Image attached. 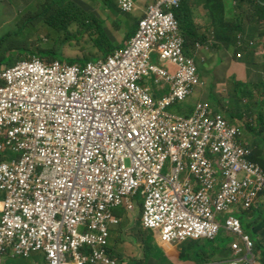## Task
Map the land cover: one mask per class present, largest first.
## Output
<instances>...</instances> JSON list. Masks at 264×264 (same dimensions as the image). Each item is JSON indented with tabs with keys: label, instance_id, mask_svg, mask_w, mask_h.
<instances>
[{
	"label": "built area",
	"instance_id": "obj_1",
	"mask_svg": "<svg viewBox=\"0 0 264 264\" xmlns=\"http://www.w3.org/2000/svg\"><path fill=\"white\" fill-rule=\"evenodd\" d=\"M182 1L149 0L126 47L87 67L34 59L0 69V261L43 251L45 264H119L109 250L120 224L113 209L134 211L141 191L143 226L162 243L214 240L225 229L256 264L232 215L264 191L243 133L207 103L189 118L170 112L203 86L184 53ZM117 2L137 10V0ZM154 75L171 85L160 99L142 83Z\"/></svg>",
	"mask_w": 264,
	"mask_h": 264
},
{
	"label": "crops",
	"instance_id": "obj_2",
	"mask_svg": "<svg viewBox=\"0 0 264 264\" xmlns=\"http://www.w3.org/2000/svg\"><path fill=\"white\" fill-rule=\"evenodd\" d=\"M115 3L118 10L122 11L117 0ZM216 3L223 4L222 12H219ZM147 5L148 0H137V10L134 13L137 21H134V27L131 29V38L133 30L138 27V18L143 16ZM206 6L211 7L212 12H209ZM186 11V15L192 16V33L198 37L187 52H190L189 58L197 64L204 85L180 105L182 114L173 111L175 107L170 112L189 118L193 115L197 103L205 102L211 106L214 114H224L242 133V122L250 119L253 123L246 125V133L252 134L250 127L259 126L255 134H262L264 121L260 122V125L254 123L260 116L264 118V10L256 0H189ZM216 23L222 25L216 26ZM132 25L133 22L130 23V28ZM122 28L127 30L125 20ZM130 39L124 43L117 42L120 49L125 48ZM239 39L242 43L240 47ZM251 42L255 43L254 47H251ZM153 56L156 57V65L169 74H174L175 67L162 61L157 55ZM142 83L144 87L151 89L155 99L167 95L171 88L167 80H161L155 75L144 79ZM6 197L5 193L0 192V218ZM153 235L156 243L160 245L158 233ZM168 245L171 247L172 244ZM252 258L256 264H260L254 252L249 257L250 260ZM177 259L179 264H192ZM4 260L2 259L0 264Z\"/></svg>",
	"mask_w": 264,
	"mask_h": 264
},
{
	"label": "trees",
	"instance_id": "obj_3",
	"mask_svg": "<svg viewBox=\"0 0 264 264\" xmlns=\"http://www.w3.org/2000/svg\"><path fill=\"white\" fill-rule=\"evenodd\" d=\"M264 3V0H259ZM108 10L111 11L114 16L112 25L116 30H120L122 23L125 20V26L128 30L127 37L131 38V29L134 27V21L137 19L134 17V12L125 14L118 10L115 0H105ZM189 0H183L180 7L175 9V16L179 21L180 30L185 40V54L187 57L190 56V52H187L198 40L192 30L194 29L191 23V14L186 15L185 12L187 8V3ZM216 7L219 12H222V3H216ZM209 12H212V8L206 6ZM43 14L49 18V26H51L53 33H55L56 38L53 39L49 45L37 46L30 41L29 35L23 34L21 31L14 32L9 36L2 38L0 42V47L5 46L6 53L5 58L0 57V67H14L16 66L13 57L19 56H31L38 55L43 59H50L52 57L60 58L63 57L61 48L65 44L64 35L67 36L66 46L71 41L68 31L74 25L75 22L80 23L83 33H89L93 42L91 46L98 49V53L102 58L110 57L116 50L120 49V44L117 43L115 46L111 42V34L109 30L105 27L100 19H98L94 14L85 12L74 0H48V5L43 9ZM133 25L130 28V23ZM222 23H216V26H221ZM138 26V25H137ZM241 30V25H240ZM137 28L133 30V36L135 35ZM84 35V34H82ZM132 36V37H133ZM127 40V38H126ZM23 43V45H21ZM43 43V42H42ZM2 56V55H0ZM98 58H86L83 60H74L70 63L86 64L90 61H97ZM173 111L182 114V109L179 106L175 107ZM187 117V116H186ZM259 122H263L264 118L262 116L258 119ZM258 127H250L251 133H255ZM251 159L261 164L254 156V151ZM264 166L263 164H261ZM232 215L237 218L240 223L244 233L249 237L252 242V250L250 251V256L253 252L258 257L256 260L260 264H264V192L260 193L258 201L248 210L235 209ZM146 230V229H145ZM153 233H149L144 239V260L132 259L128 262L125 260H120V262H126L127 264H174L170 258H168L165 251L160 247L154 237ZM228 237L225 231L222 230L218 237L214 240H191L180 245V253L177 258L184 262H193L194 264H222L232 258L234 252H237L233 247L228 246L227 243L235 239L238 242L240 251L237 252V256L242 257L245 246L238 234H229ZM111 254L114 255L113 250L110 249ZM130 262V263H129ZM241 264H246L243 260Z\"/></svg>",
	"mask_w": 264,
	"mask_h": 264
},
{
	"label": "rangeland",
	"instance_id": "obj_4",
	"mask_svg": "<svg viewBox=\"0 0 264 264\" xmlns=\"http://www.w3.org/2000/svg\"><path fill=\"white\" fill-rule=\"evenodd\" d=\"M74 1L85 12L94 14L98 19L105 23V27L111 34V42L115 46L117 45V42L124 43L128 41V30L122 28L120 31H116L115 27L112 25L114 16L111 11L108 10L105 0ZM47 5L48 0H0V42L3 37L21 31L23 34L29 35L30 41L33 44L37 46H43V44L45 46L49 45L50 42L56 38V35L50 30L52 28L48 24L49 18L43 14V9ZM141 17L142 15H140L138 19L140 20ZM68 33L69 36L72 37L71 41L66 46L67 36L64 35L65 44L61 48L63 57L60 58L62 61L71 62L77 59L83 60L93 57L98 59L102 58L98 53L96 45L95 48L91 46L93 40L89 33H83L80 23L75 22ZM2 45L0 47V55L2 56L0 57L1 59H4L7 49ZM21 45H23V43ZM32 56L38 55H17L13 57V60H15L17 64ZM55 60H58V58L52 57L50 59H43L45 63H50ZM152 60L155 64L157 63L155 56H153ZM3 68L7 67L3 66ZM222 115L227 119L224 114ZM252 123L253 122L250 119H246L240 126L243 131V142H248L250 144L252 151H254L255 158L264 165V132L262 134H247L245 127ZM254 124L260 125L258 119ZM261 164L259 165L264 169V166ZM135 200L137 204L134 211H129L124 206L113 209V213L121 219V224L118 227H114L111 231L110 248L113 250V256L119 262L120 260L130 261L132 259L144 260V239L150 232L157 233L155 231L145 230L143 227L141 215L144 196L141 191L133 199V202ZM152 236L154 237V235ZM232 241L233 240L228 242L227 245L230 246ZM159 246L162 247L168 258H170L174 264L180 263L177 261V256L181 250L179 244H172L170 247L168 244L160 243ZM45 260L46 254L43 251L33 253L30 257L15 256L12 253H9L2 264H42ZM190 263L194 264L193 262Z\"/></svg>",
	"mask_w": 264,
	"mask_h": 264
},
{
	"label": "clouds",
	"instance_id": "obj_5",
	"mask_svg": "<svg viewBox=\"0 0 264 264\" xmlns=\"http://www.w3.org/2000/svg\"><path fill=\"white\" fill-rule=\"evenodd\" d=\"M257 2H259V4H260V6H261V8L264 10V3H261L259 0H256ZM118 3V2H117ZM148 4H149V0H148ZM148 6V5H147ZM147 6H146V8H147ZM145 11H146V9H145ZM122 13H124L123 11H121ZM136 12V11H135ZM134 12V13H135ZM256 13H258V10H256ZM125 14H129V13H125ZM144 15H145V12H144V14H143V16L140 18V20L144 17ZM140 20H139V23H140ZM139 23H138V25H139ZM137 29H138V27H137ZM137 32V31H136ZM136 34V33H135ZM135 36V35H134ZM133 36V37H134ZM132 37V38H133ZM131 38V39H132ZM130 39V40H131ZM242 45V43L240 42V39H239V42H238V47H240ZM250 45H251V47H254L255 46V43L254 42H251L250 43ZM197 48H199V46L197 45ZM184 53H185V49H184ZM185 56H186V54H185ZM153 57V56H152ZM187 57V56H186ZM109 58V57H108ZM187 58H189V57H187ZM34 59H38V60H40L43 64H45V65H48V64H52V63H54V62H61L62 64H69V65H75V66H77V65H79V66H82V67H87L89 64H91V63H96L97 61H99V60H97V61H90V62H87L86 64H79V63H75V64H72V63H70V62H64V61H60V60H55V61H52V62H50V63H45L44 61H43V58L41 59V57H39V56H32V57H30V58H28L27 60H24V61H21V62H19L16 66H18L19 64H21V63H24V62H27V61H29V62H32ZM103 59H107V58H103ZM103 59H100V60H103ZM190 59V58H189ZM192 60V59H191ZM195 63V62H194ZM152 64L153 65H156V64H154L153 63V61H152ZM196 65V64H195ZM16 66H14V67H11V68H9V67H7V68H3V67H0V69H6V70H8V69H13V68H15ZM156 66H158V65H156ZM159 67V66H158ZM160 68V67H159ZM198 74H199V72H198ZM200 77V76H199ZM151 78V77H150ZM146 79V78H145ZM201 80V79H200ZM204 85V84H203ZM4 87V84H3V82H1L0 81V89L1 88H3ZM199 103H205V102H199ZM198 104V103H197ZM195 109V108H194ZM194 112V111H193ZM220 115H222V114H220ZM223 116V115H222ZM224 117V116H223ZM258 127V126H257ZM242 143H244L243 141H242ZM247 145H248V148L250 149V151H251V153L253 154V151H252V149H251V147H250V144L249 143H247ZM254 150V149H253ZM252 154H251V156H252ZM251 159V158H250ZM251 161L252 162H254V164H256V165H258L259 167H260V169L263 171V173H264V169L259 165V163L258 162H256V161H254V160H252L251 159ZM264 192V191H263ZM258 201V200H257ZM137 204V203H136ZM118 217V216H117ZM141 217H142V215H141ZM119 218V217H118ZM120 219V218H119ZM120 224H121V219H120ZM119 224V225H120ZM118 225V226H119ZM117 226V227H118ZM144 227V226H143ZM114 228V227H113ZM112 228V229H113ZM242 228V227H241ZM112 229H111V231H112ZM146 229V228H145ZM148 230V229H147ZM222 230H224L225 231V234L228 236V237H230V235H229V233L225 230V229H222ZM221 230V231H222ZM220 231V232H221ZM242 232H243V234L245 235V236H247L245 233H244V231H243V229H242ZM220 234V233H219ZM218 234V235H219ZM218 237V236H217ZM248 237V236H247ZM249 238V237H248ZM198 240H205V239H198ZM110 242H111V238H110ZM187 242V241H186ZM233 242H237L235 239H233V241H232V243ZM162 243V242H161ZM183 243H185V242H182V243H176V242H174V243H168V244H179V245H181V244H183ZM162 244H164V243H162ZM233 244H231L230 245V247L232 246ZM111 248H110V244H109V250H110ZM111 253V252H110ZM112 256H113V254H111ZM114 257V256H113ZM249 257H250V255H248L247 256V260H250L249 259ZM47 258V257H46ZM235 258H239V259H242V261L244 260L245 262H246V260L245 259H243L244 258V253H243V255H242V257H239V256H237V254L234 252L233 253V255H232V258L230 259V260H228V261H226L225 262V264H228L231 260H233V259H235ZM114 259H116L115 257H114ZM116 261H118L117 259H116ZM126 262H128L127 260H125ZM241 261V262H242ZM254 261V260H253ZM45 262H46V260H45ZM45 262L43 263V264H45ZM119 262V261H118ZM126 262H119V264H127Z\"/></svg>",
	"mask_w": 264,
	"mask_h": 264
}]
</instances>
